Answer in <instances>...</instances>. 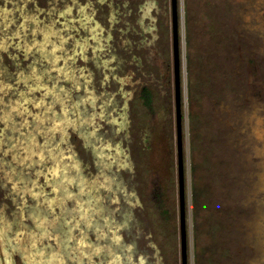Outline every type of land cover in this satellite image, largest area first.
Wrapping results in <instances>:
<instances>
[{
  "label": "rangeland",
  "instance_id": "1",
  "mask_svg": "<svg viewBox=\"0 0 264 264\" xmlns=\"http://www.w3.org/2000/svg\"><path fill=\"white\" fill-rule=\"evenodd\" d=\"M178 13L188 264H264V0ZM172 19L0 0V264H182Z\"/></svg>",
  "mask_w": 264,
  "mask_h": 264
},
{
  "label": "water",
  "instance_id": "2",
  "mask_svg": "<svg viewBox=\"0 0 264 264\" xmlns=\"http://www.w3.org/2000/svg\"><path fill=\"white\" fill-rule=\"evenodd\" d=\"M172 22H173V50L176 83V115H177V150H178V176H179V198H180V225H181V256L182 264H188L187 247V223H186V188H185V164H184V142H183V116L182 98L180 90L181 58H180V30L178 0H172Z\"/></svg>",
  "mask_w": 264,
  "mask_h": 264
},
{
  "label": "bare ground",
  "instance_id": "3",
  "mask_svg": "<svg viewBox=\"0 0 264 264\" xmlns=\"http://www.w3.org/2000/svg\"><path fill=\"white\" fill-rule=\"evenodd\" d=\"M21 6V5H20ZM28 16V15H27ZM35 16V15H34ZM30 18H31V16H30ZM30 22H31V20H30ZM50 23V22H49ZM48 24V23H47ZM36 25V24H35ZM43 25V24H42ZM54 25V24H53ZM52 25V26H53ZM48 26V25H47ZM51 26V27H52ZM51 27L50 28H48L49 29V31H50V33L51 34H53L52 33V29H51ZM59 30V29H58ZM48 31V32H49ZM56 31V30H55ZM54 33H56V32H54ZM61 33V32H60ZM32 34H33V32H32ZM24 35V34H23ZM56 35V34H55ZM58 35V34H57ZM62 36H63V34H62ZM27 37V36H26ZM52 37V36H51ZM42 38V37H41ZM55 38V37H54ZM61 38V37H60ZM65 38V37H64ZM50 39H52V38H50ZM50 39H48L46 42H49V40ZM45 40V39H44ZM59 40H61V39H59ZM40 43V42H39ZM50 43V42H49ZM34 44V43H33ZM55 44H56V42H55ZM65 44V43H64ZM42 45V44H41ZM58 45V44H57ZM62 45H63V43H62ZM66 45H67V43H66ZM66 45H64V46H66ZM3 47V46H2ZM26 47V46H25ZM35 47V46H34ZM43 48H44V51L43 52H45L46 53V51L48 52V50H52L54 53H55V56H56V48H54L53 49V46H47V44L44 42V44H43V46H42ZM67 48H68V46H67ZM29 49V48H28ZM27 49V50H28ZM42 49V48H41ZM57 49H58V47H57ZM65 49V48H64ZM1 50V49H0ZM60 50H63L62 48L60 49ZM41 54V53H40ZM54 56V57H55ZM57 57V56H56ZM67 58V57H66ZM55 59V58H54ZM63 60V59H62ZM59 61H60V59H59ZM64 61V60H63ZM67 63V62H66ZM56 67V66H55ZM34 68V67H33ZM63 69V68H62ZM35 71V70H34ZM61 72H63V70H61ZM64 73V72H63ZM16 74V73H15ZM14 74V75H15ZM19 74H21V73H19ZM23 74V73H22ZM27 75H28V73H27ZM18 76V75H17ZM31 79V78H30ZM64 89V88H63ZM2 90H5L4 89V87H3V85H2ZM61 91V90H60ZM52 92V91H51ZM61 92H63V90L61 91ZM65 93V92H64ZM54 95V94H53ZM55 99V98H54ZM1 101V100H0ZM61 101V100H60ZM12 103V102H11ZM60 103H62V102H60ZM19 104H20V101L19 100H17V102L16 103H14L13 105H12V107H10V110H9V112L6 114V115H4V119H6L5 120V122L7 123V118H11V116L12 115H15V114H20V111H21V109H20V106H19ZM11 105V104H10ZM61 106V105H60ZM61 108V107H60ZM64 108V107H63ZM24 109V108H23ZM53 109V108H52ZM67 110V108L66 109H64V111H66ZM25 111H26V109H25ZM66 112H65V116H66ZM68 115V114H67ZM64 116V117H65ZM3 120V119H2ZM64 120V119H63ZM67 121V120H66ZM66 121H64L65 123H63L62 121L61 122H58L56 125H55V131L56 130H65V131H67V129H65V124H71V123H69V122H71V121H68V123L66 122ZM263 122V121H262ZM72 123H75V122H72ZM255 124H257V123H255ZM53 126H54V124H53ZM259 127H260V125H258ZM70 127V126H69ZM263 128H261V129H258L257 130V133H258V131H259V133L261 132V130H262ZM256 130V129H255ZM57 132V131H56ZM60 133V132H59ZM63 134H65V132L63 133ZM18 139V138H17ZM263 142V141H262ZM18 144V143H17ZM34 146H35V144L33 143V145H31V148H34ZM63 146V145H62ZM42 148V147H41ZM62 149V148H61ZM25 150V149H24ZM63 150V149H62ZM65 150V149H64ZM63 150V151H64ZM259 152H260V150H259ZM22 153V152H21ZM20 153V154H21ZM26 151H25V154L24 155H22V156H25L26 155ZM45 151L43 150V151H40L39 153H38V151L35 149H32V152H31V156H25V157H28L29 159H31L33 162L35 161H37V160H39V161H41V160H43L44 159V156H45ZM62 154V156L65 154V153H63V152H61ZM39 154V155H38ZM36 155H38V156H36ZM62 156H61V159L62 160H65L64 158H62ZM20 157V156H19ZM17 161H19V160H17ZM67 161V160H66ZM62 162H65V161H62ZM41 163V162H40ZM58 163V162H57ZM66 163V162H65ZM59 164V163H58ZM54 167H56L55 165H54ZM53 171H56V169H54ZM59 174V172L56 174V175H58ZM58 177H60L59 175H58ZM35 181V180H34ZM33 186V185H32ZM30 190V189H29ZM86 190V189H85ZM83 197V196H82ZM53 206V205H52ZM81 207V206H80ZM83 211V210H82ZM84 212V211H83ZM86 213V212H85ZM88 213V212H87ZM262 218H264V217H262ZM44 223V222H43ZM39 224V223H38ZM45 224V223H44ZM43 225V224H42ZM264 238V237H263Z\"/></svg>",
  "mask_w": 264,
  "mask_h": 264
},
{
  "label": "trees",
  "instance_id": "4",
  "mask_svg": "<svg viewBox=\"0 0 264 264\" xmlns=\"http://www.w3.org/2000/svg\"><path fill=\"white\" fill-rule=\"evenodd\" d=\"M146 93V94H145ZM144 94H145V97H146V99H147V101L149 100L150 101V96H149V91L147 90V88H145L144 89ZM149 103V102H148ZM150 104V103H149ZM160 196H162L163 197V195H161L160 194ZM198 196H199V194H197V191L194 193V201H197L198 200ZM159 203H158V205H157V209L159 210V211H161L163 208H164V205H163V201L161 200V201H158ZM162 213H165L166 214V209H163L162 210Z\"/></svg>",
  "mask_w": 264,
  "mask_h": 264
},
{
  "label": "flooded vegetation",
  "instance_id": "5",
  "mask_svg": "<svg viewBox=\"0 0 264 264\" xmlns=\"http://www.w3.org/2000/svg\"><path fill=\"white\" fill-rule=\"evenodd\" d=\"M63 72L65 73V70H63ZM33 77H35V76H33ZM40 130H41V129H38V131H40ZM64 155H65V154H64ZM54 169H56V168H53V170H54ZM53 170L51 171L52 173H56V174H57V173L59 172V171H57V169H56V171H53ZM0 238H2V235H0ZM81 243H85V241H84V240H83V241L81 240Z\"/></svg>",
  "mask_w": 264,
  "mask_h": 264
}]
</instances>
